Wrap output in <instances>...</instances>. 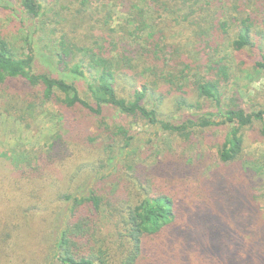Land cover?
I'll list each match as a JSON object with an SVG mask.
<instances>
[{"label": "trees", "instance_id": "obj_1", "mask_svg": "<svg viewBox=\"0 0 264 264\" xmlns=\"http://www.w3.org/2000/svg\"><path fill=\"white\" fill-rule=\"evenodd\" d=\"M233 1L241 6L236 8ZM245 1L67 0L74 14L84 13L100 29L95 34L92 25H78L82 41L59 34L48 49V63L64 77L81 78L84 96L72 81L34 73L30 43L18 53L0 35V103L5 99L13 108L10 95L16 94H5L2 88L23 80L40 88L35 99L42 105H57L62 116H69L67 133L78 124L76 111L81 109L99 117L109 140L103 156L87 168L81 164V146L101 140L82 125L75 139L54 136L46 151L38 153L40 163L28 169L0 154V264L13 257L26 264H264V202L255 195L264 182L242 159L246 131L259 129L264 135V107L249 110L236 92L223 100L220 91L232 61L219 50L228 30L235 51L261 41L254 67L264 71V0ZM20 6L29 20L44 25L36 0H20ZM114 7L125 18L117 15L121 21L111 27ZM153 14L166 21L160 32L146 28ZM181 26L194 32L195 48L206 47L203 60L212 64L216 78L191 74L196 61L183 57V48L178 53L179 46L170 47L171 58L176 54L184 60L180 69L159 64L162 49L155 38L162 35L160 43L171 44ZM184 34L181 39L191 44ZM121 78L133 85L126 96L117 90ZM201 101L213 102L216 110L201 112ZM105 107L182 141L212 126L228 128L213 162L201 154L188 162L168 152L160 166L132 163L128 180L121 181L114 170L117 159L127 161L151 139L142 141L125 123L104 124ZM182 111L188 112L175 116ZM108 179L110 190L102 193L100 186ZM100 208L113 220L110 243L95 221Z\"/></svg>", "mask_w": 264, "mask_h": 264}, {"label": "rangeland", "instance_id": "obj_2", "mask_svg": "<svg viewBox=\"0 0 264 264\" xmlns=\"http://www.w3.org/2000/svg\"><path fill=\"white\" fill-rule=\"evenodd\" d=\"M36 1L42 6L41 13L43 17L39 18L43 20V23L45 22L43 26L41 25L42 21L36 22L27 18L20 6V0H0V35L8 40L18 53H22L25 46H28V43H30L33 47L34 54V73H45L51 77L65 78L68 82L72 81L76 84L80 94L84 96L86 92L85 82L81 78H73L71 75L64 77L62 75L63 72L59 70V68L53 69L48 63V57L50 55L48 49H51L52 44H54L52 40L59 34H65L73 40L82 41L83 29L81 28L82 30L77 31L78 29L76 28L78 25H92V29H94L92 32L95 34H98L100 26H93L89 21L90 19L85 18L82 12L80 13L78 11L74 14L67 0ZM233 4L236 8L241 6V2L239 1H233ZM105 10L106 9H104V11ZM104 11L102 12L104 13ZM115 11H117V9H115V7L112 8L114 18L111 27L116 26L117 23L121 21L119 18H125ZM117 15L119 18H117ZM152 16L153 19H151V16L148 17L146 28L147 30H153V32H160L161 27L166 24V21L156 14ZM129 23L131 25L132 22L130 21ZM187 27L181 26L179 29L174 30L171 44L167 42L160 43L164 40H162V35H159V38H155L157 46H160L159 48L162 49L159 64L162 65L165 63L168 64L170 68L180 69V64L184 62V60L182 56L176 54L175 59H173V57L171 58L173 55L171 51L173 49L170 47L179 46L180 50H178V53L181 54L183 48L184 52L187 51L183 57L188 56L187 58H193L192 62L196 61V65L191 71V74L196 73L198 75H204L207 78H216V71L212 69V64H205L206 61L203 60V58L206 59L203 50V48L206 49V47L204 45H197L195 48V34ZM192 28L196 31L195 27L192 26ZM50 29H57V31L54 34H48ZM182 32H185L184 36L191 37L190 41H187L191 44H186V40L184 42V40L181 39ZM232 33V30H228L227 36L225 35L224 37L226 38L224 43L219 45L221 56H232L231 68L228 69L227 77L223 80L220 90L222 98L225 100L236 92L240 96L243 107L258 111L264 107V71L257 70L258 68L254 67V63L260 59L261 41L252 46H246L240 51H235L229 44V36L231 38ZM155 36H157V34ZM262 50H264V47ZM119 80L120 82L117 83L118 93L121 96H126L128 92L130 93L132 91L131 87L133 85H131V81H129L128 78H121ZM189 80H192V78ZM7 86L3 87L2 91L5 94H8V92L15 93L16 96L10 95V103L13 108H8L5 99H2L0 103V154L9 156L20 169H28V167L39 164L40 162H38L37 159L38 153L46 151V146L51 144L54 136L63 133L64 136L69 134V136H66L67 138L75 139L77 136L76 131L81 125L85 127L86 130L84 131H88L92 135H99V140H101L99 143L94 142L93 146L90 147L81 146L82 151H80V153L83 157L81 164L86 165L85 168L93 166L96 164V160L103 156V151H105L104 145L107 144L109 140L108 134L105 133V128L103 124H101L99 117L90 112L77 109L76 117L79 119L78 126L76 125L72 132L67 133L65 127L68 126L69 116H62L57 105L51 103L42 105L38 101L39 99H35L40 93V88L27 86L25 82L20 79L13 81V83ZM33 94L35 95L33 96ZM201 104V112L203 113L216 110L213 102L201 101ZM29 105L32 106L29 107ZM4 108H7L8 112H6ZM187 112L188 111H182V113L175 114V116L179 117ZM102 114L104 124L109 127L125 123L130 126L132 131L137 133V136L142 139V141L147 138L151 139L148 144L139 145V148L137 147L136 151L134 150L135 152L127 157V161H120L125 158L117 159L114 170H118L117 177L121 181L128 180L126 175L131 174V172L128 171L130 169L128 166L130 165L131 167L132 163H142L144 165L149 163L160 166L161 162L168 156L164 154L168 152L181 156L187 159L188 162L189 160L193 163L196 162L200 154L210 157V162H213L216 148L222 141L228 128L227 125L212 126L207 128L204 132L195 134L190 141H182L167 134H163L156 128L150 127L147 122L142 119L132 117L125 118L112 107H105ZM262 126L264 128V121ZM255 128L258 129L257 125H255ZM137 144H139V140L136 141V146ZM243 151L244 154L242 159L245 160L250 167H253L252 170H257L258 174L255 175V178H262L264 182V135H261L259 129L258 131H246ZM157 160L160 161L156 163ZM107 170H112V168H108ZM110 182L111 180L108 179L105 183L101 184L100 188L102 193L110 190ZM255 195L264 202V185L263 187L258 186L256 188ZM50 207L51 206H49V208ZM95 221L106 243L112 242L115 237L113 220L103 208H100L98 212H96ZM4 263L26 264L21 258L16 259V257L12 259L9 258L7 263Z\"/></svg>", "mask_w": 264, "mask_h": 264}]
</instances>
